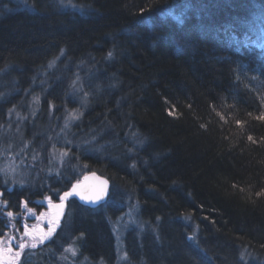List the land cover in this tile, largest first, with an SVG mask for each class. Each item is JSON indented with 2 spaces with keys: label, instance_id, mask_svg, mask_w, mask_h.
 I'll return each instance as SVG.
<instances>
[{
  "label": "trees",
  "instance_id": "1",
  "mask_svg": "<svg viewBox=\"0 0 264 264\" xmlns=\"http://www.w3.org/2000/svg\"><path fill=\"white\" fill-rule=\"evenodd\" d=\"M67 1L73 10L28 0V11H0V128L42 96L26 136L44 134L39 115L49 104L59 116L77 69L71 131L94 144L70 159L156 228L130 244L133 264H264V0ZM70 179L51 188L63 195ZM10 187L0 182V202L14 218L42 195L39 183ZM104 208L71 200L66 224L20 264H59L66 249L72 264H112Z\"/></svg>",
  "mask_w": 264,
  "mask_h": 264
},
{
  "label": "rangeland",
  "instance_id": "2",
  "mask_svg": "<svg viewBox=\"0 0 264 264\" xmlns=\"http://www.w3.org/2000/svg\"><path fill=\"white\" fill-rule=\"evenodd\" d=\"M27 1L0 0V11L4 10V8L9 11H28ZM51 2L57 8L59 7L64 11L74 9L67 0H51ZM54 65L55 63L49 65L44 70V74L51 73ZM77 71L76 69L74 74H69L70 76L66 79L69 87L65 92L64 101L61 102L62 110L59 116L57 118L53 116L54 108L51 105L49 106V104H47L45 111L42 113V117L39 115L42 123L38 125H42L43 129L47 130L44 134L38 136L39 138L36 137L39 131L38 126L35 130H31L29 136H26V126L31 127L34 121L36 122L42 96H27V105H24L23 112L19 108L12 110L8 118H5L6 123L0 128V137L4 138L7 134H11L10 139L14 140L17 146V149H10L8 145L11 140L9 139L8 142H5L3 139L1 140L0 182L4 185H10V188H29L31 190L39 183L41 186L39 191L42 192L41 198L32 203L34 208L31 209H35V211L29 213L27 205L21 207L20 214L18 217L16 216V219L20 220L19 224L16 222V227L12 225L10 232L0 240L2 241L0 243V264H20L28 252H33L50 243L58 231L66 224L67 206L71 200H76L74 197L68 198L65 202L66 206L61 214L59 226L56 227L55 232L50 237L44 239L43 243L40 242L41 237L48 232L50 222L55 221L57 218L53 205L60 203L59 197L61 195L57 193L59 189L51 188V185L54 187L58 184L64 185V179L71 178L67 188V191H70L71 186L76 184L77 181L81 182L87 175L95 174L88 173L84 167H80L78 165L79 161L76 163L70 159L71 151L74 153L82 151V155H89L91 150L89 148L91 145L89 144H94V142L88 141V138L85 137L87 134L83 136L81 133L78 134L71 131V128L81 116V110H78V107L72 101L74 98L78 102L81 101L77 96L80 95V84L83 78L81 77V73L78 74ZM41 86L39 85L38 87ZM66 106H71V108L69 109ZM51 122L55 124L54 130L52 129L54 124ZM95 151L98 152L99 150L96 149ZM120 191L117 187H113V189L109 188L107 200L101 206L105 207V214L107 211L110 214L107 217V228L113 239L114 257L112 264H133V259L128 254L131 248L130 244L132 242L138 244L145 237L154 239L156 237V228L140 221L137 204L132 202L129 197H126V194L123 192L122 195ZM46 197L47 199H51L52 205H49ZM54 197L55 200H52ZM5 209V204L0 202V216L5 219V222H8L10 217L7 216ZM34 218H36V222H33ZM15 221L12 220L13 223ZM18 226L21 228L17 229ZM25 226L29 233H31V236L23 235ZM17 230L20 232L18 233ZM22 241L26 244V247L21 252L19 261H17L15 253L20 251L19 244ZM32 243H35L36 246L31 247ZM9 248L12 249L11 252L8 250ZM61 256L62 258L57 260L59 264H72L76 258L72 255V251H64Z\"/></svg>",
  "mask_w": 264,
  "mask_h": 264
},
{
  "label": "snow or ice",
  "instance_id": "3",
  "mask_svg": "<svg viewBox=\"0 0 264 264\" xmlns=\"http://www.w3.org/2000/svg\"><path fill=\"white\" fill-rule=\"evenodd\" d=\"M169 115H171V112L169 113ZM260 119H264V115H262L260 117ZM249 139L251 140L252 138L249 137ZM65 155H66V153H65ZM87 179H88V177H85V180H87ZM101 183H102V185L106 186L107 182L106 181H102ZM104 194H105V188L101 187L97 191H95L93 195H87L83 191L80 190V181H77L76 184L72 185V188H71L70 191H65L63 193V195H61L59 197L60 203L57 204V205H54V207L57 208V218H56L55 221L50 222V226L48 228V232L45 233L44 236L41 237L40 242L43 243L44 239L50 237L52 235V233L55 232L56 227L59 226V219H60V216L63 213V210H64V208L66 206L65 202L68 200V198L76 196V197H79V200L81 202H83L84 204L96 205L103 199ZM0 195H2V193H0ZM46 199H47V197H46ZM48 203H49V205H52L51 199L48 200ZM21 204L26 206V203L24 201H21ZM31 211H32V209L28 208V212L31 213ZM7 216L8 217H12L13 213L11 211L7 212ZM23 235L24 236H31V233H29V231L27 230L26 226H25V231H24ZM0 243H2V241H0ZM30 246L31 247H35L36 245H35V243H32ZM25 247H26V244L22 241L19 244L20 251H17L15 253V258H16L17 261H19L20 256H21V252L23 251V249ZM8 250L10 252L12 251L11 248H9ZM66 251H72V255L73 256L76 255V252L74 250H72V249H66Z\"/></svg>",
  "mask_w": 264,
  "mask_h": 264
},
{
  "label": "water",
  "instance_id": "4",
  "mask_svg": "<svg viewBox=\"0 0 264 264\" xmlns=\"http://www.w3.org/2000/svg\"><path fill=\"white\" fill-rule=\"evenodd\" d=\"M86 177H88L87 180H85V178H83L80 182V190L83 191L85 194L87 195H93L95 191H97L99 188L101 187H104L105 188V194H104V197L103 199L96 205H89V204H84L83 202H81L79 200V197H76L77 200L79 201V203L83 204V205H86L88 207H91V208H94L96 206H99L103 203L106 202L107 200V197H108V192H109V188H110V184L108 182L107 179L103 178V177H100L96 174H89L87 175ZM102 181H106V186L105 185H102ZM2 195H0L1 197Z\"/></svg>",
  "mask_w": 264,
  "mask_h": 264
},
{
  "label": "flooded vegetation",
  "instance_id": "5",
  "mask_svg": "<svg viewBox=\"0 0 264 264\" xmlns=\"http://www.w3.org/2000/svg\"><path fill=\"white\" fill-rule=\"evenodd\" d=\"M72 187V186H71ZM74 197V196H73ZM74 198H76V197H74ZM48 200L49 199H47V202H48ZM52 200H54V199H52ZM76 200H77V198H76ZM78 201V200H77ZM79 202V201H78ZM5 207H6V209H7V205L5 204ZM5 209V210H6ZM53 210L56 212V215H57V208L56 207H54V205H53ZM18 217V216H17ZM16 216H15V218H14V216H12V217H10V220H8V222L6 221V223H5V229H6V232H5V234L4 235H7L9 232H10V229H11V226L12 225H14L15 227H16V224L18 223L19 224V222H20V220L19 219H16L17 218ZM60 218H61V216H60ZM12 220H16L15 221V223H13L12 222ZM12 222V223H11ZM17 222V223H16ZM33 222H36V218H34L33 219ZM8 223V224H7ZM10 224V225H9ZM20 226H18L17 227V229L19 228ZM21 228V227H20ZM18 231V233L20 232L19 230H17Z\"/></svg>",
  "mask_w": 264,
  "mask_h": 264
}]
</instances>
